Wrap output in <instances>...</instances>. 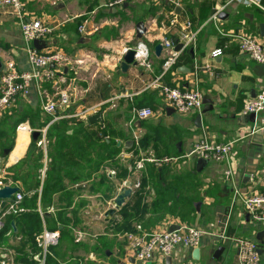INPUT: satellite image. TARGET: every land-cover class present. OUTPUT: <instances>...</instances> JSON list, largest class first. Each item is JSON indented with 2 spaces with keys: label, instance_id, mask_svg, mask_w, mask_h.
<instances>
[{
  "label": "crops",
  "instance_id": "0c3cea01",
  "mask_svg": "<svg viewBox=\"0 0 264 264\" xmlns=\"http://www.w3.org/2000/svg\"><path fill=\"white\" fill-rule=\"evenodd\" d=\"M257 1L259 6L236 0H127L120 6H109L108 0H23L28 19H41L54 27L46 39L40 40V48L35 47L33 42L32 45L43 51L60 50L68 54L70 63L61 71H56L53 79L43 81L40 86L33 83L28 94L19 96L13 105L5 107L0 113V130L7 131V125L10 128L15 125L12 148L7 154L4 151L0 154V180L19 187L24 196L37 193L36 207L43 225L41 232L35 235L33 246L26 243L24 252H18L16 247L26 238L12 220L13 226L11 223L7 225L0 235V248L1 245L4 247L1 253L5 258L15 264H27L24 260L16 259L25 255L33 260L32 264H38L43 248L37 236L45 230H58L59 241L48 252L57 264H81L84 263L82 256H88L91 264H132L129 262L132 255L127 250L126 238L131 231H117L114 226L121 218L119 209L109 218L113 220L112 223H108L109 220L106 222L103 217L102 233L80 220L70 226V236L65 238H60L62 225L57 222L55 214L63 207L69 216L75 211L88 212L95 208L104 216V212L113 206L112 200L118 187L124 186L127 181L131 183L132 194L124 203H131L136 193L131 180L134 171L116 176L115 171L109 169L111 159L99 160L96 153L103 154V150L101 152L96 148L103 139L108 142L110 127L127 133L132 131L134 141H129L134 146L137 132L132 127H140L139 123L143 122L141 140L149 143L154 151L153 156L157 159H160L155 156L157 154L161 158L178 157V160L165 165L171 169V173L181 175L178 179L190 175L194 181L193 188L199 195L198 200L193 202L195 210L190 222L205 230L198 246V258L193 257V249L178 246L172 253L170 264H239L232 240L235 237L256 240L261 246L264 264V235L261 234L264 227L248 216L240 200L233 198V185L239 187L242 193L264 191V153L245 148V143L257 135L264 139V132L245 136L254 117L251 120V116L242 110L246 99L264 89V63L250 59L241 52L236 40L222 34L250 33L258 37L264 46V36L259 31V25L264 24V0ZM216 11L218 14L214 20L212 15ZM139 21L145 26L141 38L136 37V23ZM186 21L190 22L195 40L180 51L174 66L159 81L169 85L179 84L182 88H198L203 93V106L201 113H168L166 110L169 107L162 108L160 89L150 85L161 74L166 57L163 48L156 55L154 47L163 39H177ZM82 24L84 30L80 31ZM140 42L148 49L150 67L137 62V65L129 64L122 71L119 61L125 53L124 49L133 48ZM216 48H221L222 53L212 57L211 52ZM8 62H12L18 71L31 70L18 19L9 7L0 3V73ZM60 89L70 94L72 104L66 110L69 116L54 119V115L42 111L41 98L54 97ZM144 106L160 109V113L135 121L134 125L129 123L132 109ZM86 109V117L78 116ZM58 113L62 111L58 110ZM95 113H101L103 121L87 122V117ZM198 114H201V118L196 122ZM61 120L67 121V134L77 127L76 121H83L82 130L91 137L102 131L104 136L93 140L90 155L100 162L99 168L90 172L89 176L79 178L75 177L77 174L73 168H69L67 174L62 171V186L54 190L50 202L42 209V185L51 161L47 158V152L53 151L54 143V137H48L49 129ZM20 123H26L30 131L16 130ZM33 131L38 132L37 137L32 136ZM42 138L45 143L38 145V140ZM202 139L231 142V153L227 161H208L195 173L198 159L183 156ZM32 140L36 142L35 155H41L37 161L39 166L41 164L38 169L31 162ZM118 141L120 144L116 145L122 147V140ZM131 144L125 145L129 147ZM225 169L231 171L228 179L224 178ZM37 179V187L24 191ZM111 183L114 186L112 189ZM135 184L139 185L140 182L136 180ZM67 189L74 193L71 203L65 206V201L60 198ZM150 189L155 192L152 185ZM7 201H0V207H4ZM80 202L84 204L78 207ZM142 203L146 205L145 201ZM168 204H171L170 200ZM22 206L25 211L21 213L32 209L29 205ZM179 210L177 206L176 213H167L156 223H148V226L133 221L132 231L136 230L137 225L145 231L172 228L182 223L177 214ZM7 216L3 218V227ZM150 216L151 213L146 212L143 221L149 222ZM47 221L53 224V228L47 227ZM151 221L155 222V219ZM257 235L263 240L262 243ZM6 237L7 243L4 244L2 241ZM34 246L37 251H33ZM219 246L223 250L218 257H214ZM102 251L106 255L102 256ZM72 259H75L74 262L70 261Z\"/></svg>",
  "mask_w": 264,
  "mask_h": 264
},
{
  "label": "built area",
  "instance_id": "2783aa9c",
  "mask_svg": "<svg viewBox=\"0 0 264 264\" xmlns=\"http://www.w3.org/2000/svg\"><path fill=\"white\" fill-rule=\"evenodd\" d=\"M126 1L127 0H108L107 5L120 6ZM236 1L247 5L254 4L259 6L257 0ZM0 3L9 7L11 12L18 19L20 31L26 43L27 59L31 65L30 71H18L12 62H8L1 71V113L5 107L13 105L19 96L28 94L33 83L40 86L43 81L53 79L56 75V71H61L70 63V58L68 54L60 50L53 49L43 51L36 49L32 45L35 39H46L52 33L54 27L41 19H28L26 17L23 0H0ZM217 14L218 11L214 12L212 19L215 20ZM190 26V22L186 21L183 24V30L177 38V41L182 43L181 49L175 50L174 47L176 43L172 39L162 40V48L166 52V57L162 63V72L159 77H156L150 84L160 89L163 109L165 107L173 108L176 112L181 114H188L190 112L201 113L203 106L202 91L195 87L188 89L182 88L179 84L169 85L161 83L159 80L174 66L180 51L193 44L195 37L194 33L190 30ZM79 30H84L83 24L79 26ZM222 34L228 35L236 40L241 52L250 59L258 63H264V46L258 37L250 33H242L241 31ZM133 49L135 51L134 60H136L139 65L147 68L150 67L151 64L146 45L140 42L133 47ZM126 50L127 48L124 49V52ZM221 53L222 49L216 48L211 52V56L216 57L221 55ZM53 96L54 97H46L44 99L43 97L41 98L42 111L54 115V119L69 116L66 110H68L72 104L70 94L66 90L60 89ZM58 110H61L62 113H58ZM242 110L244 114H254V120L248 127L245 136L264 132V89H261L254 96L246 99L243 103ZM87 111V109L82 110L78 116L86 117ZM157 113H160V109L154 110L147 106L134 107L129 123L156 116ZM16 130L30 131V127L26 123H20L17 125ZM44 143V138L39 139L37 142L38 145ZM231 148V142L218 143L202 139L183 157L203 158L214 162L227 161L231 153ZM176 160H178V157L165 156L160 159H155L153 162H155L156 165H161ZM223 174L224 178L228 179L231 174L230 169H225ZM4 185L8 184H4V181L0 180V186ZM233 193V198L241 201L248 216L252 220L261 223L264 227V191L259 193H242L239 187L233 185ZM23 197L24 193L18 190L13 194L12 198L7 201L4 207H0V230L3 227V218L6 215H17L25 211V208L21 205ZM204 234L205 230L201 227L185 222L169 229L155 228L149 231H145L140 225H137L135 231L126 234L127 250L134 257L135 264H166L165 258L167 256H172L176 247L180 246L192 250L199 246ZM232 240L237 250L239 264H263L261 246L256 240L247 237H235L232 238ZM37 241L43 248V253L41 257L38 258V264H44L45 256L47 252H49V248L56 245L59 241V232L58 230H45L37 236ZM0 255L2 256V258L0 257V264H15L13 261L8 260V258H5L1 252Z\"/></svg>",
  "mask_w": 264,
  "mask_h": 264
},
{
  "label": "trees",
  "instance_id": "16d2710c",
  "mask_svg": "<svg viewBox=\"0 0 264 264\" xmlns=\"http://www.w3.org/2000/svg\"><path fill=\"white\" fill-rule=\"evenodd\" d=\"M6 122V120L4 121ZM67 121L61 120L59 123L55 124L53 127L49 129L48 137H54L53 143V151L47 152V158L51 161L49 162L46 169V176L43 181L42 193L40 196L41 208L44 209L45 205L50 202L51 194L54 190L59 189L61 184V176L62 171L66 174L68 173L69 168H73L77 176H89L90 172L96 171L99 168V163L97 160L91 158V149L93 147V140H96V135L91 137V135L87 134L82 130L83 121H76V128L72 133L67 134L65 131V126ZM6 125V124H5ZM7 131H2L0 133V154L4 151V149H11L13 146V134L15 131V125L11 128L7 125ZM82 133V136L81 134ZM80 137V138H79ZM116 140L108 138V142L103 139V141L98 144L97 150L102 153L99 154V160L112 159L121 151V147L116 145ZM36 142L35 140L31 141V155H32V165L35 169H38L40 154L35 155ZM102 152V151H101ZM156 157H162L160 154L155 155ZM17 164L16 166H19ZM15 166V167H16ZM147 174L152 185V188L155 191V197L149 206V209L146 207L145 203H142V192L136 191L133 194V199H131V203H124L119 209V214L121 216L120 221L114 224L117 231H132L134 230L133 221L138 222L142 226L149 225L148 223L153 222L156 223L161 218L164 217L165 214H174L177 206L180 207L178 211V215L181 218L182 222L190 223L191 218L194 214V206L193 202L198 200L199 195L196 190H194V181L190 175H183L182 179H178L181 175H176L171 173V169L165 164H161L157 166L154 162L146 163ZM123 174L127 173L126 169H122ZM196 173V170H195ZM37 175V174H36ZM170 175V177H169ZM16 177V176H15ZM18 179V178H16ZM23 182H27L23 180ZM39 183V179H37L32 185L29 187H25L24 191H29L32 187H37ZM178 184V185H177ZM174 187H179L180 189L173 190ZM182 188V190H181ZM72 190H65L60 199L65 201V206L71 203V198L73 195ZM178 193V195H177ZM171 201L169 205L168 202ZM38 201V195L36 192L32 193L29 197L25 195L22 199V205H29L31 211L21 213L19 215L10 214L5 219V226L1 228L0 235L4 233L6 226H10L12 220L17 224V230L25 236L26 239L22 240L20 246L16 247L18 252H24V247L27 244H34L35 235L41 232L43 225L41 221V217L39 211L37 210L36 203ZM84 202L78 203V207L82 206ZM58 210L55 214V218L58 223L62 225V229L60 232V238L63 236H70L71 227L75 223L80 221V217L78 213L72 212V216L66 215V209ZM146 212H150L152 217L150 216V221L145 222L144 214ZM151 219H155L151 221ZM49 221V220H48ZM46 222L47 227L53 228V224ZM113 220L110 219L108 223H112ZM33 251H37V248L34 246ZM18 260H24L27 264H32L33 260H30L25 255L17 256ZM45 264H57V261L53 256H50V253L47 252ZM75 264V262H74ZM76 264H78L76 262Z\"/></svg>",
  "mask_w": 264,
  "mask_h": 264
},
{
  "label": "rangeland",
  "instance_id": "374dc122",
  "mask_svg": "<svg viewBox=\"0 0 264 264\" xmlns=\"http://www.w3.org/2000/svg\"><path fill=\"white\" fill-rule=\"evenodd\" d=\"M132 125H134V123H132ZM138 126L140 127H136V125L132 127L137 132L135 133L137 135L136 136L137 138L135 139L136 143L134 144V146H132L131 144V146L129 147H126L125 144H130L128 143L130 139L134 141V137H133L134 134H132V131L131 133H127V132L117 131L116 129L110 127L109 130L111 132H110V137L108 136V138L116 139L120 141L122 140V147L120 153L111 159V164L109 165V169L115 171L116 176H119V174H123V171H121L123 168L126 169L127 173L134 171L131 179L132 183H134L133 184L134 191L142 192V201H145L146 207H148L151 205V201L154 198L155 192L153 193L152 189H150L151 183L147 174L146 163L153 162L157 158L153 156L154 151H152L153 149L150 148L149 143H146L143 140H141V134L144 129L143 122L142 123L140 122ZM103 136L104 134L102 133V131L96 133L97 139H102ZM142 138L147 139V137H142ZM136 180L140 182L139 185L135 184ZM112 188H114L113 183L110 184V189ZM78 215L80 217V220L84 222L86 226H94L95 227L94 231L100 233L103 232L104 216H102L97 209L93 208V209H89L88 212H78ZM108 220L105 221L107 222ZM87 236L88 234H86V237ZM2 242L4 244L7 243V237L4 238ZM3 250L4 247H2L1 245L0 252ZM81 253L83 254L82 251ZM101 255L102 256L106 255L105 251H102ZM82 258H83L82 262H84L83 264H91L88 256H84V257L82 256ZM74 260L75 259H72L70 261L74 262ZM145 264H151V263H145Z\"/></svg>",
  "mask_w": 264,
  "mask_h": 264
},
{
  "label": "water",
  "instance_id": "95a60500",
  "mask_svg": "<svg viewBox=\"0 0 264 264\" xmlns=\"http://www.w3.org/2000/svg\"><path fill=\"white\" fill-rule=\"evenodd\" d=\"M145 31V26L143 25V22L139 21L136 23V37L137 38H141L142 34ZM259 31H260V35L264 36V24L261 23L259 25ZM176 45H175V50H179L182 48V43H179L177 41V39H174ZM40 40L35 39L33 41L34 46L40 48L39 43ZM162 49V44L161 43H157L154 47V51L156 55H159L160 51ZM192 51V49H191ZM134 49L133 48H129L125 51V53L122 55L121 60L119 61V65L122 71H125L127 69V67L129 66V64H133V65H137V61L134 60ZM53 66V65H52ZM168 113L174 112L175 110L173 108H167L166 110ZM251 116V120H253L254 114L251 113L249 114ZM201 118V114H198L196 116V122H199ZM103 121V115L101 113H95L92 115H89L87 117V122L89 123H95V122H102ZM38 132L37 131H33L32 136L33 137H37ZM258 137H254L253 139H249L246 143H245V148L247 150L249 149H253V150H258L264 153V139L261 135H257ZM130 144L132 143V141H129ZM120 142H117V145H119ZM10 151V149H4V153H8ZM208 160L200 158L197 160L196 162V171H200L201 167L203 164L207 163ZM19 190V187L17 186H13V185H4V186H0V201H4V200H9L12 198L13 194L15 192H17ZM132 194V188H131V183L129 181L125 182L124 186H120L118 187V190L115 193L114 199L112 200V204L113 206L109 209H107L104 212V218L105 220H108L112 214L121 208V206L124 204L125 200L130 197ZM13 226V222L11 223ZM262 236L264 235V231L261 232ZM259 235H257V239H259V242L262 243L263 240L258 238ZM260 245V244H259ZM223 250L222 246H219L214 253V257H218L219 254L221 253V251ZM198 254H199V248L196 247L193 249L192 255L194 258H198ZM129 262L132 264H135V260L134 257L131 256L129 257ZM165 262L167 264H170L171 262V256H167L165 258ZM124 264V263H123Z\"/></svg>",
  "mask_w": 264,
  "mask_h": 264
},
{
  "label": "bare ground",
  "instance_id": "6f19581e",
  "mask_svg": "<svg viewBox=\"0 0 264 264\" xmlns=\"http://www.w3.org/2000/svg\"><path fill=\"white\" fill-rule=\"evenodd\" d=\"M20 132H22V131H20Z\"/></svg>",
  "mask_w": 264,
  "mask_h": 264
}]
</instances>
